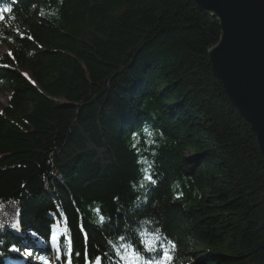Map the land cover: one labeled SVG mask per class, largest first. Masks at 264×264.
<instances>
[{
    "label": "trees",
    "instance_id": "obj_1",
    "mask_svg": "<svg viewBox=\"0 0 264 264\" xmlns=\"http://www.w3.org/2000/svg\"><path fill=\"white\" fill-rule=\"evenodd\" d=\"M4 7L0 206L43 243L32 256L264 264V156L210 66L215 17L193 0ZM22 244L0 228V264Z\"/></svg>",
    "mask_w": 264,
    "mask_h": 264
},
{
    "label": "water",
    "instance_id": "obj_2",
    "mask_svg": "<svg viewBox=\"0 0 264 264\" xmlns=\"http://www.w3.org/2000/svg\"><path fill=\"white\" fill-rule=\"evenodd\" d=\"M193 1L219 23L210 66L264 156V0Z\"/></svg>",
    "mask_w": 264,
    "mask_h": 264
},
{
    "label": "rangeland",
    "instance_id": "obj_3",
    "mask_svg": "<svg viewBox=\"0 0 264 264\" xmlns=\"http://www.w3.org/2000/svg\"><path fill=\"white\" fill-rule=\"evenodd\" d=\"M9 52V49L6 46H3L0 49V54H6ZM10 92L6 89L0 91V113L7 106ZM16 221V207L11 204H2L0 206V228H8L12 233H16L22 240V254L25 257V260L19 264H40L41 258L36 256H31L30 250H39L41 249L43 243L36 238L33 234L28 232H24L15 227ZM54 245H56V252L60 254L59 247L57 246L56 240L53 241ZM32 258V259H31ZM7 261V264H12L7 258H4ZM44 264H53L52 260H44Z\"/></svg>",
    "mask_w": 264,
    "mask_h": 264
},
{
    "label": "snow or ice",
    "instance_id": "obj_4",
    "mask_svg": "<svg viewBox=\"0 0 264 264\" xmlns=\"http://www.w3.org/2000/svg\"><path fill=\"white\" fill-rule=\"evenodd\" d=\"M11 9L9 7H4L0 9V14L10 12ZM146 179L149 181V183H155V181L151 178V176H147ZM168 243H171V241H168ZM174 246V245H173ZM146 250L150 251H156V247L152 246L149 247ZM127 251V249H126ZM122 259L128 260L129 264H136V261L142 260L143 257L139 255L138 252H132L130 256L122 257ZM171 257L169 254V251L164 248L163 245H160V255L158 258H153L151 261L147 262V264H170ZM93 264H99V258H96V260L93 262Z\"/></svg>",
    "mask_w": 264,
    "mask_h": 264
}]
</instances>
